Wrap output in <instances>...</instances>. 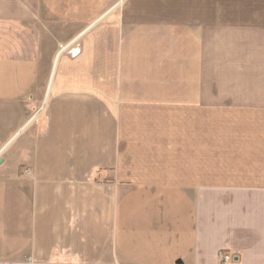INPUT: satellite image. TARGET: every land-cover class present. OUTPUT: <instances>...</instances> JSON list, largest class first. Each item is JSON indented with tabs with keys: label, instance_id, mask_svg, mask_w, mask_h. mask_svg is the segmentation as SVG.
Listing matches in <instances>:
<instances>
[{
	"label": "crops",
	"instance_id": "1",
	"mask_svg": "<svg viewBox=\"0 0 264 264\" xmlns=\"http://www.w3.org/2000/svg\"><path fill=\"white\" fill-rule=\"evenodd\" d=\"M118 1L0 0V264H264V0H126L52 76Z\"/></svg>",
	"mask_w": 264,
	"mask_h": 264
},
{
	"label": "rangeland",
	"instance_id": "2",
	"mask_svg": "<svg viewBox=\"0 0 264 264\" xmlns=\"http://www.w3.org/2000/svg\"><path fill=\"white\" fill-rule=\"evenodd\" d=\"M125 14L121 9L112 13L107 17L101 25L96 27L86 39L92 41V56H95L96 61L92 64V69H115L117 59L118 44L120 38L124 35L125 29L128 28V23L125 22ZM77 32H62L59 31V43H65L71 39ZM74 36V37H76ZM79 45H84L83 40L79 41ZM60 47V46H59ZM222 256H228L222 254ZM229 257V256H228ZM230 258V257H229ZM230 261V259H229ZM229 263V262H228Z\"/></svg>",
	"mask_w": 264,
	"mask_h": 264
},
{
	"label": "water",
	"instance_id": "3",
	"mask_svg": "<svg viewBox=\"0 0 264 264\" xmlns=\"http://www.w3.org/2000/svg\"><path fill=\"white\" fill-rule=\"evenodd\" d=\"M126 0H119L114 6H112L107 12H105L102 16H100L97 20H95L90 26H88L84 31H82L80 34H78L73 40H71L68 44H66L64 47L60 48V50L58 51L57 55L55 56L54 62H53V66H52V76L54 71L56 70V66L58 63V59L61 56L62 53H64L65 51H67L72 45H74L80 38H82L85 34H87L92 28H94L98 23H100L104 18H106L110 13H112L114 10H116L122 3H124ZM48 96V92L43 104V107L46 103V99ZM43 108H41V110H39L34 116L33 118L28 122L31 123L42 111ZM15 138V137H14ZM13 138V139H14ZM13 139L11 141H13ZM10 144L7 143L6 146H4V148H2V150L0 151V154L3 152L4 149H6V147H8V145Z\"/></svg>",
	"mask_w": 264,
	"mask_h": 264
},
{
	"label": "built area",
	"instance_id": "4",
	"mask_svg": "<svg viewBox=\"0 0 264 264\" xmlns=\"http://www.w3.org/2000/svg\"><path fill=\"white\" fill-rule=\"evenodd\" d=\"M25 173L28 174L29 173V170H26ZM229 259L230 258L228 256H222L220 258V262H221V264H228Z\"/></svg>",
	"mask_w": 264,
	"mask_h": 264
}]
</instances>
